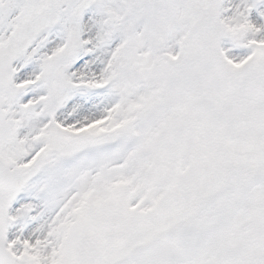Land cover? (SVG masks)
I'll list each match as a JSON object with an SVG mask.
<instances>
[{
	"label": "snow or ice",
	"instance_id": "obj_1",
	"mask_svg": "<svg viewBox=\"0 0 264 264\" xmlns=\"http://www.w3.org/2000/svg\"><path fill=\"white\" fill-rule=\"evenodd\" d=\"M0 264H264V0H0Z\"/></svg>",
	"mask_w": 264,
	"mask_h": 264
}]
</instances>
